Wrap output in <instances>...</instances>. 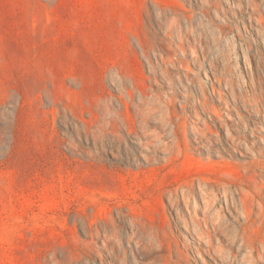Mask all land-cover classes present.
<instances>
[{
  "label": "rangeland",
  "instance_id": "374dc122",
  "mask_svg": "<svg viewBox=\"0 0 264 264\" xmlns=\"http://www.w3.org/2000/svg\"><path fill=\"white\" fill-rule=\"evenodd\" d=\"M172 4L214 23L205 56L178 47ZM133 83L150 118L123 108L114 145L101 119ZM160 115L173 161L151 145ZM205 204L220 234L198 233ZM263 214L264 0H0V264H264Z\"/></svg>",
  "mask_w": 264,
  "mask_h": 264
},
{
  "label": "bare ground",
  "instance_id": "6f19581e",
  "mask_svg": "<svg viewBox=\"0 0 264 264\" xmlns=\"http://www.w3.org/2000/svg\"><path fill=\"white\" fill-rule=\"evenodd\" d=\"M154 5V4H153ZM155 6L157 7L158 10L164 12L163 10H166L165 7H163V4L159 3V2H155ZM165 6V5H164ZM203 11H202V14H204L205 16H211V12H212V5H209L208 7L206 6H203ZM175 9H178V10H181L180 7L177 5V4H172L171 5V12L173 14V24L177 27V37L179 39V44H178V47L181 48L184 52H186L188 49H185V45L188 43L190 46L192 45V43L194 42H199L202 46V51H203V55L205 56L206 55V51H207V45H206V42L208 41V38H209V28L214 26V23L211 21V19H207V22L204 23V21H202V26L199 27L198 31L195 30L193 24H192V16H189L187 14H185L183 11L181 12H175ZM242 9V8H241ZM243 10V9H242ZM244 11V10H243ZM159 12V11H158ZM167 12V10H166ZM241 13V12H240ZM164 14V13H162ZM158 16H160V13L158 14ZM203 16V19L204 17ZM159 26V25H158ZM227 26H223L222 28L219 29V33H221L220 35L221 36H224V34L226 33L225 31V28ZM161 28V27H160ZM157 29V28H155ZM154 29V30H155ZM149 32H151L153 35H158V33L156 32V30L154 31L152 29V27H150L149 25V28H148ZM171 31V29H169ZM159 31V30H158ZM170 32L168 31L167 34H169ZM148 42L157 50H162L161 46L157 47L156 43L152 40V39H149L148 38ZM192 47V46H191ZM190 47V48H191ZM143 50L146 52L145 50V47L143 48ZM192 52H194L193 49H190ZM161 58L162 55H161ZM164 60L165 57H164ZM163 62V61H162ZM148 79V78H147ZM153 79V78H152ZM120 80L122 81L123 80V75L120 76ZM148 81V80H147ZM125 87V88H124ZM135 88V84H131V87H128V86H125L123 84V87L121 88L122 91H121V98L124 97V95H127L129 94V97H130V100L129 102H125V103H122V102H119L118 103V106H117V109H116V112L115 113H112V115L110 116H105L104 115L102 117H104V119H101L103 120V131L102 133L104 135H106L108 137H111L113 136L114 137V140H110V142H113L112 144L116 145V143H121L123 142L124 138L122 137L121 133H120V128H118L117 131H114L112 130V125H114V121L115 120H121V124L123 127H126V128H129L130 127V124L131 123H128V119H126L123 114V108L125 109H128L130 110V107H133L134 109H136V107L134 106L133 103V96H134V92H133V89ZM118 96V97H119ZM143 98H144V94H142ZM71 100V99H70ZM77 100V99H76ZM120 100V98H119ZM73 101V100H72ZM96 101V100H95ZM100 101V100H99ZM124 101V100H123ZM74 102V101H73ZM77 102V101H76ZM145 102V101H144ZM116 103V102H115ZM158 103V102H157ZM77 105V104H76ZM144 104L141 103L139 105V108L140 109H136L138 110V114L140 115L141 119L143 121H147L149 120L150 118V113H148V111H146L145 108H141V106H143ZM80 106V104H79ZM110 106V105H109ZM76 107V106H75ZM82 107V106H81ZM88 107V106H87ZM90 108V105L89 107ZM86 108V109H88ZM105 108V107H104ZM81 109V108H80ZM83 109V107H82ZM80 111V110H79ZM82 111V110H81ZM89 111V110H88ZM105 111V110H104ZM83 112V111H82ZM114 112V111H113ZM151 112V111H150ZM120 113V114H118ZM101 114V113H100ZM158 115V114H157ZM174 115V114H173ZM92 116V115H91ZM154 116V115H153ZM175 116V115H174ZM161 117V115H160ZM77 118V117H76ZM95 118V116H94ZM101 118V117H99ZM133 118V117H132ZM130 118V119H132ZM172 119V116H163L159 119H156L157 121L154 123L156 124L157 128H156V131L154 132L155 134H152V135H156V138L154 137L153 141L154 142H151V145L153 146V150L155 151H158L159 148H164L167 153H170L169 157L167 158L169 161H173L175 160L176 158H178L179 156H181L184 152L187 151V149L185 150V148L183 147H179V140H176V137L172 138V140L168 141V142H164L163 140H161V138L165 135H173V134H176L177 136L179 135L178 134V129H177V126H169V120ZM109 120V121H108ZM159 120V121H158ZM84 121V120H83ZM111 121V122H110ZM155 121V120H154ZM85 122V121H84ZM90 122V121H89ZM96 122V121H95ZM131 122V121H130ZM135 123V122H133ZM150 123V122H149ZM91 124V123H90ZM139 124V123H138ZM93 126V125H92ZM135 126V125H134ZM143 126V125H142ZM148 126V125H147ZM111 127L110 130H108V128ZM114 127V126H113ZM133 127V126H132ZM82 128V127H81ZM80 128V129H81ZM134 128V127H133ZM77 129V128H76ZM123 129V128H122ZM155 129V128H154ZM84 131V130H83ZM126 131V130H125ZM148 131V128L144 125L143 126V137L145 138H148L149 136H146V133ZM80 132V130H79ZM90 132V131H89ZM134 133V132H133ZM137 138H140L141 139V134L139 133V131H135ZM151 133V131H150ZM151 135V134H150ZM97 136V135H96ZM100 137V136H99ZM142 137V138H143ZM97 140V139H96ZM109 140V139H108ZM102 141V140H101ZM125 141V140H124ZM98 142V141H97ZM103 142V141H102ZM171 144H174V147H171ZM187 148V147H186ZM130 165L131 166H136L134 163L130 162ZM184 196H186V194H184ZM219 201H216V203H213V206L215 204H218ZM237 203V202H236ZM236 203H234V208H238L239 205H237ZM211 205H208V204H205V206L203 207V210L205 212V219L204 221L207 223L208 221V218H211L212 221L214 222L215 226L213 227L214 230H210L209 228L207 230H203L202 229V226H201V221L198 219V218H194V224H195V227L197 228V231L199 234H206L208 236H212L213 233H216V234H220L221 232H223L226 228V222L225 220L221 219L219 215H214V216H211V212H210V209H211ZM231 208V206L229 207ZM233 208V207H232ZM233 208V209H234ZM236 217H239V216H236ZM253 218V217H252ZM258 220L260 221V226H259V230L263 232L261 233V239H260V243L262 245V247L264 248V214L263 215H260L258 216ZM246 222V221H245ZM245 222H243L241 224L244 225ZM249 222H251L249 220ZM250 224V223H249ZM246 225V224H245ZM119 228V227H118ZM242 228V227H241ZM244 228V227H243ZM242 230V229H241ZM104 232H105V240L107 242V246H110V243L112 242V240L117 237L119 231L115 228L113 229L112 232H108L107 228L105 227L104 228ZM240 232V231H239ZM243 233V232H242ZM254 233V232H253ZM129 238L131 239V236H129ZM259 238V237H258ZM116 240V239H115ZM117 241V240H116ZM113 243V242H112ZM255 241H251V240H242V247H247V246H251V247H254ZM252 244V245H251ZM256 244V243H255ZM112 245V244H111ZM111 247V246H110ZM109 247V248H110ZM106 248V247H105ZM250 248V247H249ZM256 251L257 249L255 248H252L251 252L253 254H256ZM246 264H258V259H255V260H250L248 261Z\"/></svg>",
  "mask_w": 264,
  "mask_h": 264
}]
</instances>
